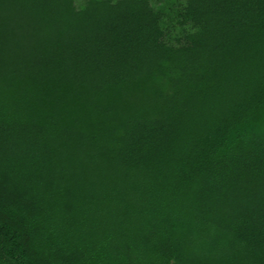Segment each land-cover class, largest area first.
Listing matches in <instances>:
<instances>
[{
	"label": "trees",
	"instance_id": "1",
	"mask_svg": "<svg viewBox=\"0 0 264 264\" xmlns=\"http://www.w3.org/2000/svg\"><path fill=\"white\" fill-rule=\"evenodd\" d=\"M165 14L0 0V264H264V0Z\"/></svg>",
	"mask_w": 264,
	"mask_h": 264
},
{
	"label": "rangeland",
	"instance_id": "2",
	"mask_svg": "<svg viewBox=\"0 0 264 264\" xmlns=\"http://www.w3.org/2000/svg\"><path fill=\"white\" fill-rule=\"evenodd\" d=\"M85 0H72L73 4L76 7L83 5ZM183 0H149L150 5L153 8H160L162 11L167 14L164 15L163 21L167 25L169 36L171 35H179L180 34V26L177 25L175 21V11L178 9L179 4ZM165 25V26H166Z\"/></svg>",
	"mask_w": 264,
	"mask_h": 264
}]
</instances>
